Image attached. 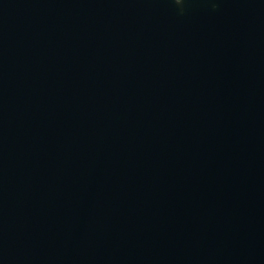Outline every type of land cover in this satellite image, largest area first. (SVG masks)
Masks as SVG:
<instances>
[{
  "label": "water",
  "instance_id": "1",
  "mask_svg": "<svg viewBox=\"0 0 264 264\" xmlns=\"http://www.w3.org/2000/svg\"><path fill=\"white\" fill-rule=\"evenodd\" d=\"M0 264H264V0H0Z\"/></svg>",
  "mask_w": 264,
  "mask_h": 264
},
{
  "label": "clouds",
  "instance_id": "2",
  "mask_svg": "<svg viewBox=\"0 0 264 264\" xmlns=\"http://www.w3.org/2000/svg\"><path fill=\"white\" fill-rule=\"evenodd\" d=\"M176 3H177V0H176Z\"/></svg>",
  "mask_w": 264,
  "mask_h": 264
}]
</instances>
